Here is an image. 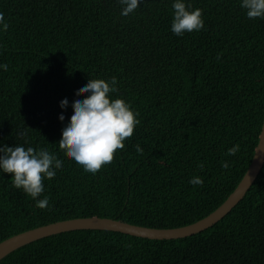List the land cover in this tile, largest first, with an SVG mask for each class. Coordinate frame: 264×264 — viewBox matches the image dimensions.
Returning a JSON list of instances; mask_svg holds the SVG:
<instances>
[{
  "label": "trees",
  "instance_id": "1",
  "mask_svg": "<svg viewBox=\"0 0 264 264\" xmlns=\"http://www.w3.org/2000/svg\"><path fill=\"white\" fill-rule=\"evenodd\" d=\"M190 2L203 10L205 28L177 36L172 0H145L128 16L119 0H0L9 24L0 31V64L8 65L0 69V146H47L65 160L46 178L47 207L0 172V242L86 217L183 227L233 192L264 118V18H248L240 0ZM113 76L119 91L111 95L131 103L141 123L93 174L60 145L75 111L61 100L86 96L77 89L89 78ZM194 176L203 185L191 184ZM0 264H264V164L245 197L198 234L150 240L71 231L27 244Z\"/></svg>",
  "mask_w": 264,
  "mask_h": 264
},
{
  "label": "clouds",
  "instance_id": "2",
  "mask_svg": "<svg viewBox=\"0 0 264 264\" xmlns=\"http://www.w3.org/2000/svg\"><path fill=\"white\" fill-rule=\"evenodd\" d=\"M145 0H119L121 15L132 14ZM240 6L246 10L250 19L264 18V0H240ZM173 19L171 31L177 36L185 32L200 31L205 28L203 10L194 8L190 0H172ZM9 27L5 15L0 12V31ZM6 63L0 64V69L7 70ZM117 77L109 80L89 78L88 82L77 89V96L71 100L65 96L61 105L67 108L73 104L75 111L71 119L64 125L60 145L67 155L83 166L85 171L95 174L102 166L112 162L118 149L125 147V140L134 134V129L141 123L139 112L132 108L131 103L122 97L113 98L111 94L119 91ZM68 113L60 112V118L66 119ZM138 153L143 148L135 145ZM240 149L237 144L228 149V155H235ZM65 166L64 158L49 147L36 149L23 144L15 146H0V172L11 174L13 186L22 189L24 193L37 198V204L47 207L51 203V194L47 191L46 178L58 174V169ZM223 168L230 167L228 161H223ZM203 169L204 164L199 165ZM193 185H203L200 176H194L190 181Z\"/></svg>",
  "mask_w": 264,
  "mask_h": 264
},
{
  "label": "water",
  "instance_id": "3",
  "mask_svg": "<svg viewBox=\"0 0 264 264\" xmlns=\"http://www.w3.org/2000/svg\"><path fill=\"white\" fill-rule=\"evenodd\" d=\"M263 164L264 118L256 150L244 176L227 199L205 218L183 227L169 229L142 227L110 218L99 217L75 218L59 221L22 232L0 242V261L17 249L34 241L78 230L115 231L150 240H175L198 234L222 220L245 197L247 190L250 189L260 174Z\"/></svg>",
  "mask_w": 264,
  "mask_h": 264
}]
</instances>
